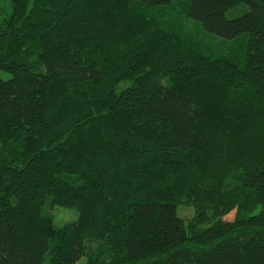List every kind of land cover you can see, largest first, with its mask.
Masks as SVG:
<instances>
[{
	"label": "trees",
	"instance_id": "1",
	"mask_svg": "<svg viewBox=\"0 0 264 264\" xmlns=\"http://www.w3.org/2000/svg\"><path fill=\"white\" fill-rule=\"evenodd\" d=\"M8 1L0 264H264V0Z\"/></svg>",
	"mask_w": 264,
	"mask_h": 264
},
{
	"label": "rangeland",
	"instance_id": "2",
	"mask_svg": "<svg viewBox=\"0 0 264 264\" xmlns=\"http://www.w3.org/2000/svg\"><path fill=\"white\" fill-rule=\"evenodd\" d=\"M1 5L4 9L9 8V1L1 0ZM173 5L174 6H171L170 8H168L166 12H163L161 14H163V18L170 19L169 23H171V21L173 20L175 21V22H172L173 24L175 23L178 26L183 27L184 29L182 33L183 35L191 36L196 41V43H198L201 46H202V43L214 45L215 47H217L216 50H214L215 54L217 55H223V56L224 55H235V56H240V57L242 56V51H237L236 53L231 52L233 51L234 48L238 46L239 43L235 47H233V49H230L231 47L230 45L227 46V44L223 45L218 42H209V40L214 41L216 37L217 38L219 37L208 35L203 30L204 28L202 27L203 28L202 29L201 26H199V23L197 24V21L189 19V17L186 14L185 8H183L180 11L178 7L175 8V5H177V3ZM248 10H249V5L247 3H241L229 9L226 13V16L227 18L232 19V18L238 17L246 13ZM151 12L157 15L158 10L155 9V10H152ZM220 39L222 38L220 37ZM222 40L225 41L224 39ZM239 47H240V44H239ZM11 77H12V73H10L7 70L0 69L1 79L7 80V79H10ZM44 207H45V212L51 215L53 219L54 227L56 229L64 226L67 223L74 222L78 219V211H77V208L75 207H62V206L52 205L49 198L44 204ZM194 212L195 210L193 206L182 204L178 207V214L185 220L187 224L191 221L192 217L194 216ZM231 218H232V214L226 217L225 220L231 219ZM75 264H87L86 256L80 257Z\"/></svg>",
	"mask_w": 264,
	"mask_h": 264
}]
</instances>
